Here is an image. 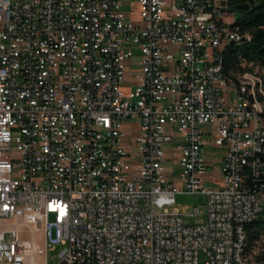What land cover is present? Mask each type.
I'll return each mask as SVG.
<instances>
[{
    "label": "built area",
    "instance_id": "1",
    "mask_svg": "<svg viewBox=\"0 0 264 264\" xmlns=\"http://www.w3.org/2000/svg\"><path fill=\"white\" fill-rule=\"evenodd\" d=\"M228 11L0 0V264H35L31 226L58 264H264L245 255L264 199L247 183L264 173V72L226 80L223 51L250 39ZM206 143L223 153L218 188ZM186 193L206 197L204 221L168 210Z\"/></svg>",
    "mask_w": 264,
    "mask_h": 264
},
{
    "label": "trees",
    "instance_id": "2",
    "mask_svg": "<svg viewBox=\"0 0 264 264\" xmlns=\"http://www.w3.org/2000/svg\"><path fill=\"white\" fill-rule=\"evenodd\" d=\"M234 25L250 39L237 46L230 45L223 51V71L228 82H237L238 76L252 73L253 68L264 72V0H259L237 18ZM247 183L251 190L260 192L264 197V173L256 178L251 175ZM262 207L261 213L245 226V255L256 261H264V202Z\"/></svg>",
    "mask_w": 264,
    "mask_h": 264
},
{
    "label": "rangeland",
    "instance_id": "3",
    "mask_svg": "<svg viewBox=\"0 0 264 264\" xmlns=\"http://www.w3.org/2000/svg\"><path fill=\"white\" fill-rule=\"evenodd\" d=\"M256 3L259 0H254ZM233 11V16H227V21L230 23L235 22L237 18L242 17V13L239 10H236L232 7L229 8ZM251 66V65H249ZM263 71H260L258 68H253V72L250 73L252 75H261ZM230 101H232V97H230ZM134 127V126H133ZM176 143H169L165 146L166 149L176 150ZM135 150V147H134ZM205 153L207 157V162L209 164L207 169V177L214 180L213 183L205 182V188H218L221 186V175L220 169L221 165L217 162L222 156V150L213 146L210 143L205 144ZM177 169V167H175ZM264 202V199H263ZM205 203L206 197L201 194H178L174 198V205L170 207L168 210L170 212H175L181 215L184 221L187 224H194L196 222H201L205 220ZM200 212L199 216H191L195 210ZM32 231V234H30ZM31 237L33 239V246L35 251L33 253V258L35 264H58V259L56 257L59 249L56 248L52 251H44V239L43 234L40 230L35 229L34 226L24 227L21 229L20 238L24 243V247L26 248V255L30 257L31 252L29 248L31 246L30 241Z\"/></svg>",
    "mask_w": 264,
    "mask_h": 264
},
{
    "label": "water",
    "instance_id": "4",
    "mask_svg": "<svg viewBox=\"0 0 264 264\" xmlns=\"http://www.w3.org/2000/svg\"><path fill=\"white\" fill-rule=\"evenodd\" d=\"M227 6L233 7L236 6L237 10L244 11L242 14L248 12L250 8L255 6L254 0H227ZM228 13L234 15L233 11L229 9Z\"/></svg>",
    "mask_w": 264,
    "mask_h": 264
},
{
    "label": "flooded vegetation",
    "instance_id": "5",
    "mask_svg": "<svg viewBox=\"0 0 264 264\" xmlns=\"http://www.w3.org/2000/svg\"><path fill=\"white\" fill-rule=\"evenodd\" d=\"M256 5V2H255ZM232 8L236 9V6H233ZM253 8V7H252ZM251 9V8H250ZM237 10V9H236ZM240 11V10H239ZM241 13H243L244 11H240Z\"/></svg>",
    "mask_w": 264,
    "mask_h": 264
}]
</instances>
